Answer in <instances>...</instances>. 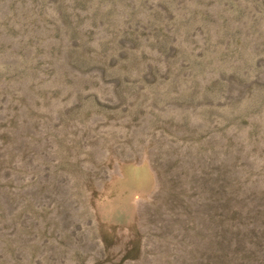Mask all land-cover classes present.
I'll list each match as a JSON object with an SVG mask.
<instances>
[{"label": "rangeland", "instance_id": "1", "mask_svg": "<svg viewBox=\"0 0 264 264\" xmlns=\"http://www.w3.org/2000/svg\"><path fill=\"white\" fill-rule=\"evenodd\" d=\"M0 264H264V0H0Z\"/></svg>", "mask_w": 264, "mask_h": 264}]
</instances>
